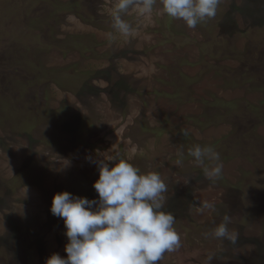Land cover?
<instances>
[{
    "label": "rangeland",
    "instance_id": "rangeland-1",
    "mask_svg": "<svg viewBox=\"0 0 264 264\" xmlns=\"http://www.w3.org/2000/svg\"><path fill=\"white\" fill-rule=\"evenodd\" d=\"M117 3L0 0V264L66 257L53 195L98 199L89 158L117 153L167 185L181 243L159 264L264 262V0H220L195 28L156 0L122 13L127 37L112 26ZM7 5L23 6L19 22ZM74 72L86 80L77 93ZM194 145L220 154L221 178L205 177ZM224 215L235 244L210 235Z\"/></svg>",
    "mask_w": 264,
    "mask_h": 264
},
{
    "label": "clouds",
    "instance_id": "clouds-1",
    "mask_svg": "<svg viewBox=\"0 0 264 264\" xmlns=\"http://www.w3.org/2000/svg\"><path fill=\"white\" fill-rule=\"evenodd\" d=\"M164 12L195 28L200 22L214 18L220 0H160ZM156 0H118L112 11V26L121 35L132 34V26L122 13L136 7L140 15L152 12ZM186 137L189 132L182 129ZM183 151L178 152L182 163ZM197 165L204 167L205 177L215 182L222 177L223 163L212 146L194 145L188 150ZM97 163L99 176L93 187L98 199L76 196L68 191L55 193L50 211L62 218L68 242L66 257L53 253L45 264H159L166 252L180 247V236L174 228L175 216L164 211L167 185L157 172L141 174L140 169L119 153ZM109 162H113L109 166ZM203 209L215 210L204 201ZM231 217L224 215L210 235L233 244L238 234L229 230ZM206 236L209 234H205ZM211 260V257H209Z\"/></svg>",
    "mask_w": 264,
    "mask_h": 264
},
{
    "label": "trees",
    "instance_id": "trees-1",
    "mask_svg": "<svg viewBox=\"0 0 264 264\" xmlns=\"http://www.w3.org/2000/svg\"><path fill=\"white\" fill-rule=\"evenodd\" d=\"M32 2L35 0H31ZM28 6V5H27ZM26 6V7H27ZM14 7V6H13ZM29 8V7H28ZM24 8L23 6H20L19 8H10L8 7V5L6 6V19H11L13 17H15L16 22H19L21 20L22 17H19L21 15H17V14H21L24 13ZM82 49H86V48H82ZM60 70L55 69V72L57 73V75L60 77V75H62L60 72ZM85 74L88 75V72L85 71ZM82 73L81 72H74V73H70L69 74V78H70V83L73 84L74 86L72 87V90L75 91V93L79 92V90H77V88H75L76 86L78 87H84V84L86 82V80L82 79ZM50 81L51 79L49 77H47V81ZM58 82V79H55ZM59 81H61L59 79ZM166 209V208H165ZM264 258V257H263ZM262 258V259H263ZM260 264H264V262L260 263Z\"/></svg>",
    "mask_w": 264,
    "mask_h": 264
}]
</instances>
